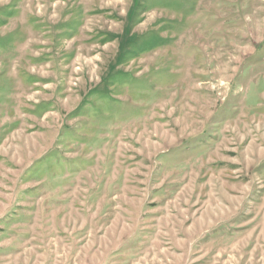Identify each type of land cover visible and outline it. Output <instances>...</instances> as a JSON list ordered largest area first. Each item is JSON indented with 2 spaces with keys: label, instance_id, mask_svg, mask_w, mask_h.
<instances>
[{
  "label": "rangeland",
  "instance_id": "374dc122",
  "mask_svg": "<svg viewBox=\"0 0 264 264\" xmlns=\"http://www.w3.org/2000/svg\"><path fill=\"white\" fill-rule=\"evenodd\" d=\"M0 264H264V0H0Z\"/></svg>",
  "mask_w": 264,
  "mask_h": 264
}]
</instances>
